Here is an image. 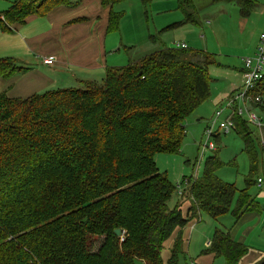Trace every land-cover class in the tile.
Wrapping results in <instances>:
<instances>
[{"label":"trees","instance_id":"obj_1","mask_svg":"<svg viewBox=\"0 0 264 264\" xmlns=\"http://www.w3.org/2000/svg\"><path fill=\"white\" fill-rule=\"evenodd\" d=\"M121 1L102 0L111 11L108 32L120 29L123 15L114 6ZM209 1L234 3L243 17L257 7V0ZM79 2L16 0L0 12V30ZM179 9L183 19L163 31L200 24L194 0H179ZM213 63L212 52L163 46L109 66L102 82L85 87L21 98L0 93V264H180L181 233L167 258L165 242L202 212L214 219L226 215L238 190L219 178L223 163L214 154L171 207L178 186L155 157L180 151L185 120L211 97ZM28 69L17 58L0 57L4 78ZM257 88L264 90V76ZM234 120L256 173L252 128L237 114ZM242 198L236 219L250 206L246 191ZM186 199L192 203L187 215L181 209ZM206 251L239 264L248 248L217 229Z\"/></svg>","mask_w":264,"mask_h":264},{"label":"crops","instance_id":"obj_2","mask_svg":"<svg viewBox=\"0 0 264 264\" xmlns=\"http://www.w3.org/2000/svg\"><path fill=\"white\" fill-rule=\"evenodd\" d=\"M15 1L8 4H13ZM8 6L11 5H7L4 9ZM256 10H258L257 7L254 12ZM254 12L248 17L241 15V20L244 21L243 24H247L253 19ZM110 13V7H105L102 0H80L75 7L62 4L51 8L44 15L33 14L27 17L23 23H10L11 30L9 31L0 30V57L17 58L18 61L29 67L21 74L9 78L0 76V93L21 98L51 91L52 89L74 88L72 87L74 84L80 86V84L86 85L99 82V78L103 81L105 78H102V76L107 74L109 66H114V59H111L114 42L108 38L107 26ZM257 21L255 23L258 25L260 33L264 29V20L261 21L257 18ZM258 39L259 36L255 41L254 53L256 52ZM156 49L158 47L155 46L152 51ZM152 51L142 52L144 55L140 54L137 58ZM49 55L56 57L55 63L50 64V66L42 61V56ZM136 60L138 59L134 61ZM129 62H131V59H129ZM239 66L238 68L234 67L231 71L229 70L227 74L232 72L236 78H239L240 83L243 66L241 64V69ZM227 74L221 80L225 81L226 84H219L212 79L211 97L198 106L195 112L185 120V126L186 122L189 121V126L196 129L200 126L202 128L203 122L201 120L205 117V108L223 104L227 99V95L237 87L239 83L231 81L227 78ZM250 126L252 128V125ZM258 130L263 138L264 128ZM252 133L254 134L253 131ZM257 171L258 168L256 173ZM251 183L248 187L237 188L231 208L226 215L212 219L211 216L202 212L199 218L190 220L183 228H176L173 236L165 242V247L168 245L170 251L175 237L181 233L184 251H193L194 246L199 242L201 243L202 247L198 251H193L197 258L192 262L214 264L216 259L221 256L215 257L213 253L206 250L210 246L209 243L215 231L223 229L230 233L231 238L243 243L248 248L239 264L264 263V248L254 247L247 243L251 234L259 229L258 226L262 225L264 227V183L259 184L257 188L260 189H257V191L250 190L256 184L255 181ZM243 191H246L250 198V206L242 212L239 219H236L234 211L239 208L243 209V206H240ZM191 204L190 199L183 202L181 206L183 214L187 215ZM207 217L215 220V222L208 224L212 228L211 230L204 225L209 223V220L205 219ZM194 239H196L195 242H193Z\"/></svg>","mask_w":264,"mask_h":264},{"label":"rangeland","instance_id":"obj_3","mask_svg":"<svg viewBox=\"0 0 264 264\" xmlns=\"http://www.w3.org/2000/svg\"><path fill=\"white\" fill-rule=\"evenodd\" d=\"M13 1L0 0V12L7 5H12L8 3ZM178 2L179 0H150L149 2L124 0L117 3L114 6V11L123 15L120 29L109 32L108 36L114 42L111 53V59H114L113 65H127L129 59L134 61L142 52L152 51L155 46L158 48L163 46L176 47V43H186L190 48L216 54L217 63L210 66V78L219 84H226L225 81L221 80L226 77L227 72L234 67L238 68L239 65L241 69L243 59L255 54L253 49L260 31L255 21L258 22L257 18L261 21L264 20V0H258V5H256L258 10L254 12L253 19L247 24H243L239 7L234 3L217 4L209 0H194L199 10L200 24H183L181 27L163 31L166 26L183 19V14L178 9ZM152 36L155 40L150 39ZM227 78L231 81H237L236 83L240 81L232 72L227 74ZM98 81L102 82V79L99 78ZM85 86L74 84L72 87ZM242 86L243 80L241 79L234 90H239ZM234 90L227 95L223 104L205 108V117L201 120L203 122L202 128L200 126L196 129L189 126V121L186 122L187 133L184 136L180 151L155 155L159 169L166 172L170 180L178 186L177 192L172 197L171 207L180 201L179 191L186 189V181L199 178L204 173L207 157L214 154L218 155L223 163L216 171L217 175L226 183H234L237 188H245L252 184L251 182L256 181L259 176L264 178V133L262 138L261 133L254 126H252L254 132L252 139H254L258 153L257 173L252 171L251 159L245 151V141L241 139L236 130H231L228 133L221 131L220 134L212 138L216 148L214 150L208 149L202 153L201 143L205 142L206 129L213 126L216 111L227 106L230 97L237 91L234 92ZM242 107L243 103L240 102V108ZM228 113L229 110L226 111V115ZM243 118L247 120L246 111ZM217 124H215V129L218 128ZM258 186L256 183L250 190L257 191L260 189L257 188ZM205 219L209 220V223L204 224L207 228H210L208 224L215 222L212 220L213 218L207 217ZM258 227L259 229L251 234L247 243L254 247L264 248V227L262 225ZM195 241L196 239L193 240V242ZM201 247L199 242L194 246L193 251H198ZM193 251L181 253L179 255L180 264H192V261L197 258ZM169 255L170 251L167 245L164 248L163 257H169ZM138 264H145V262H138ZM214 264H227V262L224 257H219Z\"/></svg>","mask_w":264,"mask_h":264},{"label":"built area","instance_id":"obj_4","mask_svg":"<svg viewBox=\"0 0 264 264\" xmlns=\"http://www.w3.org/2000/svg\"><path fill=\"white\" fill-rule=\"evenodd\" d=\"M259 39L256 46V52L250 57L243 59L242 80L243 86L230 97L227 106L216 111L213 121V126L208 127L205 131V142L201 143L202 153L204 151L214 150L216 148L212 138L221 131L228 133L231 130H236L237 125L234 116L237 114L243 118L245 111L247 112V124H250L257 129L264 128V90L258 91V82L264 76V29L259 33ZM186 43H176V46H186ZM42 61L46 65L54 64L56 57L42 56ZM261 90V89H260ZM240 102L243 107L240 108ZM229 110L228 115L226 111ZM218 122V124H217ZM215 124L218 128L215 129ZM264 178L259 176L257 179L258 185L263 184ZM183 191H179L181 195ZM210 244V243H209ZM192 264H198L192 262Z\"/></svg>","mask_w":264,"mask_h":264},{"label":"water","instance_id":"obj_5","mask_svg":"<svg viewBox=\"0 0 264 264\" xmlns=\"http://www.w3.org/2000/svg\"><path fill=\"white\" fill-rule=\"evenodd\" d=\"M116 231H117V234L118 235H121L122 234V231H120V229H116Z\"/></svg>","mask_w":264,"mask_h":264}]
</instances>
